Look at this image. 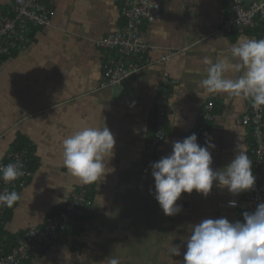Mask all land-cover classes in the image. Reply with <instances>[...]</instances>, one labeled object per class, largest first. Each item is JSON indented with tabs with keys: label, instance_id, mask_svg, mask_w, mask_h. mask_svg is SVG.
Masks as SVG:
<instances>
[{
	"label": "crops",
	"instance_id": "0c3cea01",
	"mask_svg": "<svg viewBox=\"0 0 264 264\" xmlns=\"http://www.w3.org/2000/svg\"><path fill=\"white\" fill-rule=\"evenodd\" d=\"M120 1L45 0L52 12L51 25L33 30L25 51L0 61V162L22 138L31 147L33 173L29 184L17 192L21 198L11 208L5 233L17 236L43 227L51 214L89 185L63 166L64 138L85 126L105 125L116 141L107 162L112 170L95 182V219L79 240L85 249L75 251L70 236L61 246L36 256L33 264H108L121 249L146 253L143 263L155 264L153 256L171 253L174 242L186 243L180 250L185 252L192 226L204 219L243 222L238 205L245 192L233 196L216 182L206 198L195 190L182 193L177 201L182 210L164 215L150 194V189L154 192L150 163L170 154L174 142L197 133L199 114L209 103L215 108L208 125L215 144L211 167L222 169L234 159L238 143L246 145L253 162V126L242 120L251 101L206 94L201 81L207 75L205 57L215 61L223 54L230 59L229 47L238 37L263 38L262 28L244 34L225 31L229 0H159L161 19L142 26L148 45L147 54L138 58L145 62L142 73L106 87L105 66L115 54L101 44L124 26ZM13 2L0 0V9L8 10ZM161 29L166 38L157 34ZM161 96L166 98L167 137L147 161L146 143ZM231 200L235 207L229 206ZM137 235L152 239L133 245L128 238L122 240Z\"/></svg>",
	"mask_w": 264,
	"mask_h": 264
},
{
	"label": "clouds",
	"instance_id": "9594fccd",
	"mask_svg": "<svg viewBox=\"0 0 264 264\" xmlns=\"http://www.w3.org/2000/svg\"><path fill=\"white\" fill-rule=\"evenodd\" d=\"M158 35L167 37L160 30ZM231 58L220 54L216 60L205 57L208 65L201 86L206 94H227L237 100L249 99L253 108L264 106V38L240 36L229 47ZM177 125V121L173 126ZM195 133L173 143L172 151L156 162H151L154 178V195L166 216L182 210L177 204L182 193L207 197L213 188L227 189L233 196L254 188L256 177L252 161L244 143L236 145L237 155L222 169L214 170L211 149L212 138L206 134L201 146ZM115 138L103 125L85 126L62 141L63 166L73 177L84 184L98 181L112 169L107 162L114 155ZM24 175L18 163L0 165V179L13 182ZM16 191L0 192V207L12 208L20 200ZM235 207L236 201H229ZM183 264H264V203L254 212H244L243 222H230L226 218L204 219L192 226L187 238ZM172 256H179L180 246L173 245ZM108 264H120L118 258H109Z\"/></svg>",
	"mask_w": 264,
	"mask_h": 264
},
{
	"label": "built area",
	"instance_id": "2783aa9c",
	"mask_svg": "<svg viewBox=\"0 0 264 264\" xmlns=\"http://www.w3.org/2000/svg\"><path fill=\"white\" fill-rule=\"evenodd\" d=\"M231 15L225 21L223 29L229 33L244 34L247 30L261 26L264 30V0H229ZM121 16L125 23L119 33L106 39L101 45H107L114 51V57L105 66L106 87H117L138 77L145 62L139 60L148 52L142 26L145 22H157L162 17L159 0H121ZM51 9L44 0H14L8 10L0 9V61L12 58L25 51L32 43V31L51 25ZM165 96H161L156 107L157 126L160 129L151 135L146 144V160L151 161L157 148L165 140ZM214 104H207L200 112L197 128L198 143H205L208 125L213 120ZM245 125H252L255 145L251 149L253 156L252 172L256 177L253 190L245 192L238 205L243 212H254L264 203V106L251 108L242 119ZM31 148H15L0 162V165L18 163L23 166L24 175L17 180L5 183L0 179V192L20 191L30 182L33 173L28 169ZM87 188L73 194L63 208L51 214L43 227L31 228L17 235L15 242L7 243L0 234V264H25L38 256L45 247L60 242L61 233L83 226L82 219L90 204L87 200ZM7 207H0V230L6 225Z\"/></svg>",
	"mask_w": 264,
	"mask_h": 264
},
{
	"label": "trees",
	"instance_id": "16d2710c",
	"mask_svg": "<svg viewBox=\"0 0 264 264\" xmlns=\"http://www.w3.org/2000/svg\"><path fill=\"white\" fill-rule=\"evenodd\" d=\"M44 2H45V0H44ZM164 94H162V95H164ZM155 118H156V109H155ZM167 124H168V122L165 120V123H164L165 137H167ZM159 130L160 129L157 126V120H152V127H151L150 136L153 135L154 133H156V131H159ZM21 140H22V138H20V141L13 147V149L20 148V147H29V148H31L29 145H27V143H25V142H23ZM165 140H166V138H165ZM204 145H205V143H204ZM204 145H202V146H204ZM31 160H32V155L30 157V162L28 163V169L31 168ZM85 188H87V190H88L87 200H88V202L90 204L87 206L85 216L82 219L83 226L78 227V228H74V229L69 230V231L62 232L61 233L62 235H61V238H60V242L57 245L52 246V247H59V246H61L63 244L61 242L71 236V237H73L72 243L74 245V250L75 251H82V250L85 249V244L82 243V242H80L79 240L82 237L83 233L85 232L87 225H91V223L95 219V214L93 212V203H94L95 198H96V183L93 182V183L89 184ZM10 217H11V208H7V212H6V223L10 219ZM241 221H242V218H241ZM3 229H4V227L0 230V234H1L2 237H4V238L7 239V243L8 244H12L13 242H15L16 236H12L10 234L5 233ZM180 240H182V239H180ZM173 245H179L180 246V250H184L186 243H184L182 241L180 242V244L178 242H174ZM48 248L50 249L51 247H45V249L40 254L46 252V250H48ZM180 253H181L180 256H183L184 251H180ZM156 257L157 256H153V258H156ZM139 258H141L142 260L143 259H146V253H142V256L140 255ZM33 260H31L30 262H26L25 264H33Z\"/></svg>",
	"mask_w": 264,
	"mask_h": 264
},
{
	"label": "rangeland",
	"instance_id": "374dc122",
	"mask_svg": "<svg viewBox=\"0 0 264 264\" xmlns=\"http://www.w3.org/2000/svg\"><path fill=\"white\" fill-rule=\"evenodd\" d=\"M259 27L262 28L261 26H259ZM262 30H263V28H262ZM263 32H264V30H263ZM263 38H264V36H263ZM127 238L129 239V241L131 242L132 245L133 244H146V243H149L150 240L152 239L151 237L146 238L145 235H137V236H132L131 238H129V236H127V237L122 238V240H126ZM146 239H148V240H146ZM108 244H114V242L110 241ZM118 251H116L117 253L115 254V258L119 259L120 264H146V263H143V261H145V259L142 260L141 258H139L140 255L142 256V253H140V252L139 253H133L132 249L130 250V252L122 250V249L120 252H118ZM106 252L107 251L104 250V253H106ZM72 259L74 260V258H72ZM153 260H154V258H153ZM156 260H158V261L155 264H178V263L183 264V256H180V255L178 257L172 256L171 253H165V252L160 253L159 256L156 257Z\"/></svg>",
	"mask_w": 264,
	"mask_h": 264
},
{
	"label": "water",
	"instance_id": "95a60500",
	"mask_svg": "<svg viewBox=\"0 0 264 264\" xmlns=\"http://www.w3.org/2000/svg\"><path fill=\"white\" fill-rule=\"evenodd\" d=\"M184 255V254H183Z\"/></svg>",
	"mask_w": 264,
	"mask_h": 264
}]
</instances>
